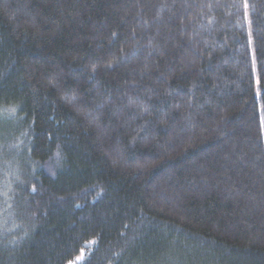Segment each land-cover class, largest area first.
I'll return each mask as SVG.
<instances>
[{
  "label": "trees",
  "instance_id": "1",
  "mask_svg": "<svg viewBox=\"0 0 264 264\" xmlns=\"http://www.w3.org/2000/svg\"><path fill=\"white\" fill-rule=\"evenodd\" d=\"M0 264H264V0H0Z\"/></svg>",
  "mask_w": 264,
  "mask_h": 264
}]
</instances>
